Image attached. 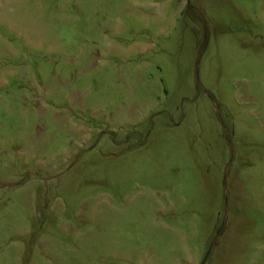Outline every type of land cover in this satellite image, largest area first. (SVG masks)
<instances>
[{"label": "rangeland", "instance_id": "obj_1", "mask_svg": "<svg viewBox=\"0 0 264 264\" xmlns=\"http://www.w3.org/2000/svg\"><path fill=\"white\" fill-rule=\"evenodd\" d=\"M0 264H264V0H0Z\"/></svg>", "mask_w": 264, "mask_h": 264}]
</instances>
